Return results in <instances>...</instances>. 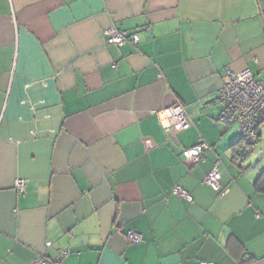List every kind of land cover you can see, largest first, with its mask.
Returning <instances> with one entry per match:
<instances>
[{"label":"crops","instance_id":"1","mask_svg":"<svg viewBox=\"0 0 264 264\" xmlns=\"http://www.w3.org/2000/svg\"><path fill=\"white\" fill-rule=\"evenodd\" d=\"M247 68L264 84V0H0V264H264V121L235 163L217 102ZM175 103L192 125L169 132Z\"/></svg>","mask_w":264,"mask_h":264},{"label":"built area","instance_id":"2","mask_svg":"<svg viewBox=\"0 0 264 264\" xmlns=\"http://www.w3.org/2000/svg\"><path fill=\"white\" fill-rule=\"evenodd\" d=\"M105 32L109 42L117 45H122L128 40L137 43L139 40L137 33L131 35L129 32L117 28H110ZM228 74L230 80L223 85L217 98V102L222 106L221 121L229 128L237 126L241 139L253 143L258 140L259 126L264 121V84L257 80L248 68L242 71H228ZM159 115L162 124L169 132L187 130L192 125L187 109L181 103H175L162 109L159 111ZM211 148L209 143L201 140L197 144L183 149L182 156L188 161H200ZM220 162L219 160L214 163L206 175L205 182L224 196L228 191L221 186ZM15 188L17 191L23 192L25 179H17ZM173 193L188 201L193 200V196L181 185H176L173 188ZM126 236L133 243L143 240L142 235L133 230H128ZM47 245L50 246L51 242H47ZM67 254V251L62 252V256ZM35 264H61V259L43 255L37 259ZM196 264L217 263L199 261Z\"/></svg>","mask_w":264,"mask_h":264},{"label":"trees","instance_id":"3","mask_svg":"<svg viewBox=\"0 0 264 264\" xmlns=\"http://www.w3.org/2000/svg\"><path fill=\"white\" fill-rule=\"evenodd\" d=\"M259 128H260V126H259ZM259 136H258V139H259ZM257 141H255L253 143H248V142L244 141L243 139H240L239 142H237L236 144L232 145V149H233L232 160L235 163L241 162L244 159V157L246 156V154L248 153V151L251 150V146L253 144H255ZM254 186H255V189L257 190V192L264 193V170H262L259 173V175L257 176V178L255 179ZM249 260H251V259L248 258L245 261V263L248 262Z\"/></svg>","mask_w":264,"mask_h":264},{"label":"rangeland","instance_id":"4","mask_svg":"<svg viewBox=\"0 0 264 264\" xmlns=\"http://www.w3.org/2000/svg\"><path fill=\"white\" fill-rule=\"evenodd\" d=\"M232 128H235V129L238 130V127H237V126H234V127H232ZM256 144H257V143H256ZM256 144H253V145L251 146V149H252V150H249L248 153H247V155H250V154L253 153V149H255ZM251 161H252V164H255V163L257 162V160H254V159H252Z\"/></svg>","mask_w":264,"mask_h":264}]
</instances>
